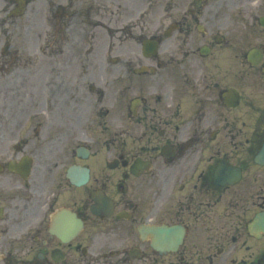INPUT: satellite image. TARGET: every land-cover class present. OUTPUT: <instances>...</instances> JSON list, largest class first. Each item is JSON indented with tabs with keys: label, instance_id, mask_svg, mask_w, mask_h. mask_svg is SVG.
<instances>
[{
	"label": "flooded vegetation",
	"instance_id": "af4514ba",
	"mask_svg": "<svg viewBox=\"0 0 264 264\" xmlns=\"http://www.w3.org/2000/svg\"><path fill=\"white\" fill-rule=\"evenodd\" d=\"M0 264H264V0H0Z\"/></svg>",
	"mask_w": 264,
	"mask_h": 264
},
{
	"label": "water",
	"instance_id": "95a60500",
	"mask_svg": "<svg viewBox=\"0 0 264 264\" xmlns=\"http://www.w3.org/2000/svg\"><path fill=\"white\" fill-rule=\"evenodd\" d=\"M166 235V236H168V241H169V243H170V245L172 246V236H173V234L171 233V231H163V229H158V230H156V231H154V235L156 236V238L158 239H156V243H155V245L157 246V247H159V246H161L160 245V241H161V237H162V235ZM178 240V239H177Z\"/></svg>",
	"mask_w": 264,
	"mask_h": 264
}]
</instances>
